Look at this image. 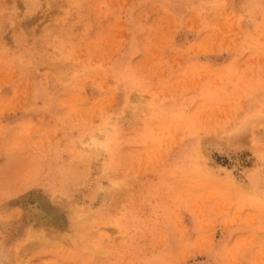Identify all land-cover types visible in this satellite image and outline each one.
Segmentation results:
<instances>
[{"label":"rangeland","instance_id":"rangeland-1","mask_svg":"<svg viewBox=\"0 0 264 264\" xmlns=\"http://www.w3.org/2000/svg\"><path fill=\"white\" fill-rule=\"evenodd\" d=\"M0 264H264V0H0Z\"/></svg>","mask_w":264,"mask_h":264}]
</instances>
